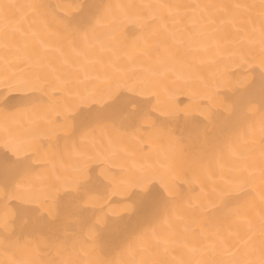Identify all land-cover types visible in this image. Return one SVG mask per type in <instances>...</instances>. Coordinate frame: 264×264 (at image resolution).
I'll use <instances>...</instances> for the list:
<instances>
[{"label":"bare ground","instance_id":"bare-ground-1","mask_svg":"<svg viewBox=\"0 0 264 264\" xmlns=\"http://www.w3.org/2000/svg\"><path fill=\"white\" fill-rule=\"evenodd\" d=\"M0 264H264V0H0Z\"/></svg>","mask_w":264,"mask_h":264}]
</instances>
